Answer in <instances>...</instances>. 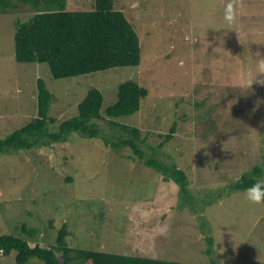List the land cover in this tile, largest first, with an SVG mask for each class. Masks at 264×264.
I'll return each mask as SVG.
<instances>
[{"label": "rangeland", "instance_id": "rangeland-1", "mask_svg": "<svg viewBox=\"0 0 264 264\" xmlns=\"http://www.w3.org/2000/svg\"><path fill=\"white\" fill-rule=\"evenodd\" d=\"M93 2L67 5L90 9ZM115 2L138 35L139 65L58 79L45 63L15 59V21L27 20L33 9L22 3L0 13V139L37 116L39 78L53 95L51 129L77 114L90 88L102 91L104 113L119 85L133 80L148 94L137 112L115 121L140 129L147 156L154 150L159 160L184 170L188 192L182 196L173 180H163L128 147L72 132L66 141L0 154V234L26 237L25 225L37 230L31 246L48 247L64 229L72 248L193 264L212 258L264 264V202H250L245 189L233 188L255 165L264 179V85L254 83L246 92L243 72L253 52L264 55V0ZM229 4L233 23L225 20ZM194 84L216 85L237 103L230 110L225 103L224 113L205 105L199 111L192 103ZM95 121L100 133L114 132L105 119ZM173 122L174 136L159 145ZM15 257L12 250L0 255V263L13 264Z\"/></svg>", "mask_w": 264, "mask_h": 264}, {"label": "trees", "instance_id": "trees-1", "mask_svg": "<svg viewBox=\"0 0 264 264\" xmlns=\"http://www.w3.org/2000/svg\"><path fill=\"white\" fill-rule=\"evenodd\" d=\"M22 3L32 8L34 13L25 21H15L16 61L45 63L55 79L139 65L141 46L138 35L115 0H94L90 9L69 8L67 0H0V13L11 12ZM193 93L192 103L199 111L205 105L224 113L226 105H229L230 110L237 103L232 94L222 96V89L216 85L194 84ZM147 94V88L139 83L133 80L124 81L118 87L116 101L101 113L102 91L92 87L77 104V114L60 121L56 129H51L50 123L55 121L49 117L53 95L44 80L39 78L37 116L0 139V154L11 150H31L66 141L72 132L90 138L100 135L106 146L111 145L112 148L118 149L128 147L140 161L159 172L163 180H173L183 196L188 192L185 171L173 162L159 160L154 150L147 156L141 145L145 143V138L142 137L140 129L115 121V118L137 112ZM96 119H105L114 132L108 135L100 133ZM175 131L176 122H173L159 145L169 141ZM261 172L262 168L255 165L249 172L241 174L233 183V188L246 189L259 179ZM20 228L26 237L0 234V255L15 251L13 264H34L29 261L31 258H37L43 264H193L103 250L72 248L64 240V229L59 231L55 244L43 247L36 243L31 246L29 239L36 235L37 230L25 225ZM208 242L212 245V239L209 238ZM207 252L211 254L212 249L209 247ZM209 264L219 263L212 258Z\"/></svg>", "mask_w": 264, "mask_h": 264}, {"label": "clouds", "instance_id": "clouds-1", "mask_svg": "<svg viewBox=\"0 0 264 264\" xmlns=\"http://www.w3.org/2000/svg\"><path fill=\"white\" fill-rule=\"evenodd\" d=\"M236 19L235 8L229 4L225 8V20L227 23H233ZM255 59L243 65V72L246 82V92L254 91L253 84L264 85V55L259 52H253ZM261 99L258 98L253 111L259 107ZM264 124V121H261ZM245 197L253 203L264 202V179H258L245 189Z\"/></svg>", "mask_w": 264, "mask_h": 264}]
</instances>
